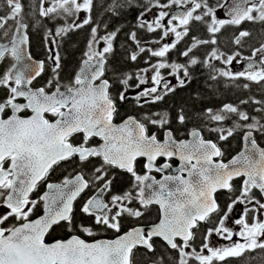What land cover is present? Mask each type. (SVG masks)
I'll return each mask as SVG.
<instances>
[{"label": "snow or ice", "instance_id": "1", "mask_svg": "<svg viewBox=\"0 0 264 264\" xmlns=\"http://www.w3.org/2000/svg\"><path fill=\"white\" fill-rule=\"evenodd\" d=\"M106 5L116 17L137 11L124 60L143 58L145 67H110L122 29L100 35L92 26L80 67L65 82L61 40L94 25L95 0H0V65H8L0 71V264L264 262V42L249 44L252 33L240 29L264 25V0ZM33 30L43 33L46 60L30 52ZM198 68L208 81L249 94L217 107L152 110ZM122 104L133 114L116 123ZM236 137L241 149L225 162L222 142ZM62 164L67 174L53 182ZM120 175L126 187H116ZM55 227L68 238L49 243ZM108 232L115 238L95 239Z\"/></svg>", "mask_w": 264, "mask_h": 264}, {"label": "trees", "instance_id": "2", "mask_svg": "<svg viewBox=\"0 0 264 264\" xmlns=\"http://www.w3.org/2000/svg\"><path fill=\"white\" fill-rule=\"evenodd\" d=\"M215 3V0H211ZM96 9L94 10V25L85 26L83 29H79L70 32L61 40V47L59 49L62 63L63 71L62 78L64 81H68L73 76L80 65L83 58V53L87 50L88 40L90 38V31L92 26H98L100 30V35H104L105 31H113L116 28H121L118 37L114 43L115 53L110 58V67H119L121 70L125 71H136L137 68L145 67L144 59L142 58L138 64L125 63L124 60V45L127 39L126 34L135 24V17L137 15L136 10L126 9L123 16L116 17L112 16L110 13H105L104 8L106 5V0H96ZM60 23H63L60 21ZM51 26V24H49ZM241 30L247 29L252 33V37L249 44L255 45L256 43L264 42V25L259 23L252 24L250 22H245L240 26ZM234 28L229 27L223 30V36L221 37V42L223 45H227L229 38L231 37ZM43 33L33 30L31 32V43L30 52L34 58H39L44 55L43 49ZM171 59L175 60L176 56L173 53ZM47 74H43L42 77L45 78ZM111 76V72L108 74ZM117 91V88L113 89V93ZM252 92L260 98V93L256 91L255 87ZM249 93L244 92L242 89H237L235 87L226 86L225 82L220 83L210 82L207 80V72L202 68L194 70L192 82L185 88H177L175 95H171L166 98V101H161L160 103L151 106L152 110L170 108L174 104L181 102H187L192 104L195 102L196 108L204 107H217L222 103L236 102L238 97L242 95H247ZM122 110V115L133 114V108L130 104H122L119 106ZM147 110V109H145ZM207 136L208 134L205 133ZM215 139V136L209 137ZM239 143L238 137L230 138L226 142V155H231L237 144ZM67 165H63L60 168H65ZM59 168V169H60ZM61 171V170H59ZM123 177V178H122ZM120 182L116 184L117 188H121V183H126V176H122ZM126 178V179H125ZM66 235L65 229L58 227L51 231L50 236L52 238L62 237ZM139 259V256H137Z\"/></svg>", "mask_w": 264, "mask_h": 264}, {"label": "flooded vegetation", "instance_id": "3", "mask_svg": "<svg viewBox=\"0 0 264 264\" xmlns=\"http://www.w3.org/2000/svg\"><path fill=\"white\" fill-rule=\"evenodd\" d=\"M95 3H96V0H95ZM255 45L258 46L259 43H256ZM43 49H44V55L41 56V57H39V58H35L36 60H46V58H47V49L45 48L44 43H43ZM7 66H8L7 63H4L3 65H0V71H3L4 69H6ZM232 68H233L234 71H238V70H240V66H239V65H236L235 63L232 65ZM74 74H75V73H73V75H74ZM71 78H72V77H71ZM47 79H48V75H46L45 78H43V77L38 78V80L35 82L36 86H39L40 84L44 83L45 80H47ZM63 80H64V79H63ZM65 82H67V81H65ZM223 82H224V81H223ZM121 110H122V109L119 107L120 117H118V118L116 119V123H119V122H120V119L123 118V117L125 116V115H122ZM126 115H128V114H126ZM152 130L155 131V129H152ZM177 135L180 136V133H177ZM238 139H239V138H238ZM226 142H227V141H226ZM226 142H222V147H223V150H224V152H225V157H224L225 162H227V160H230V159L232 158V156L236 155V154L239 152V150L241 149V143H240V140H239V143L237 144V146H236L234 152H233L231 155L227 156V155H226V148L228 149V147L226 146ZM262 143H264V141H262ZM160 163H163V160H161ZM170 163L172 164L173 169H175L176 167L179 166V161L176 160V159H173L172 161H170ZM61 166H63V164H62ZM61 166L57 167V168L55 169V171H54L53 173H51L50 179H51L53 182H58L59 179H62V176H63V175H66V174H67L63 168H60ZM59 168H60V169H59ZM59 170H61V171H59ZM69 171H70V169H69ZM141 171H142V168H141ZM122 176H124V175H120V176L117 177V183L120 182V180H121L120 178H121ZM126 177H127V176H126ZM122 178H123V177H122ZM127 178H128V177H127ZM157 178H158V179L160 178L158 174H157ZM125 179H126V178H125ZM127 182H128V179H126V183L122 182V183H121V184H122V185H121V188L126 187V186H127ZM44 190H46V189L44 188L43 185H41L40 191L43 192ZM157 211H158L157 209H153V211H152V216L149 217V218H155V216H156V214H157ZM129 226H131V222H126V223H125V230H127V227H129ZM55 228H58V227H55ZM65 232H66V235H64V236H62V237H56V238H52V237L50 236V233H51V232H50V233L47 235L46 240H47V242L51 243V242H52L53 240H55V239H67L69 234L67 233L66 230H65ZM85 238H86V239H89V238H87V237H85ZM113 238H115V234H114V233H111V232H108V233H100L98 236L95 237V239H113ZM213 239L217 241V245H219V244H221V243H225L224 241H220V240H218V239L215 238V237H214ZM258 251H259V250H257L256 252H252V253H246L245 256H246V257H247V256H253V257H255V256H257ZM228 264H246V261H245L244 258H229ZM252 264H264V262H261V261H259V260H253V261H252Z\"/></svg>", "mask_w": 264, "mask_h": 264}, {"label": "rangeland", "instance_id": "4", "mask_svg": "<svg viewBox=\"0 0 264 264\" xmlns=\"http://www.w3.org/2000/svg\"><path fill=\"white\" fill-rule=\"evenodd\" d=\"M218 15H220L221 16V12L220 13H218ZM84 18V13L82 12V13H80V19L82 20ZM99 47H103V44H100L99 45ZM168 79H170L171 81H172V83H176V81H175V79L174 78H172V77H168Z\"/></svg>", "mask_w": 264, "mask_h": 264}]
</instances>
